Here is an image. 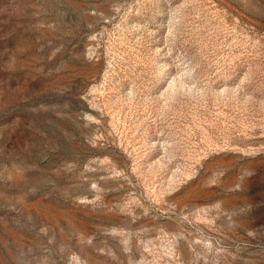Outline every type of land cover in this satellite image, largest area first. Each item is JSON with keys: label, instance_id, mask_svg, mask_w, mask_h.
<instances>
[{"label": "rangeland", "instance_id": "obj_1", "mask_svg": "<svg viewBox=\"0 0 264 264\" xmlns=\"http://www.w3.org/2000/svg\"><path fill=\"white\" fill-rule=\"evenodd\" d=\"M0 264H264V0H0Z\"/></svg>", "mask_w": 264, "mask_h": 264}]
</instances>
